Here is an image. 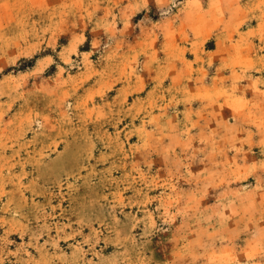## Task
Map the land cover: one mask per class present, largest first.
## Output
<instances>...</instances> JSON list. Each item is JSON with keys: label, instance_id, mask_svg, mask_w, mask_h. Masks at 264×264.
I'll return each instance as SVG.
<instances>
[{"label": "rangeland", "instance_id": "obj_1", "mask_svg": "<svg viewBox=\"0 0 264 264\" xmlns=\"http://www.w3.org/2000/svg\"><path fill=\"white\" fill-rule=\"evenodd\" d=\"M0 264H264V0H0Z\"/></svg>", "mask_w": 264, "mask_h": 264}]
</instances>
